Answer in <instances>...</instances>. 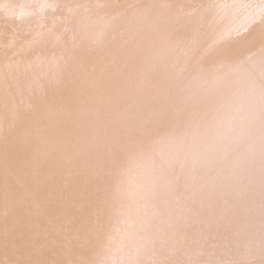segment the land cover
Instances as JSON below:
<instances>
[{
    "label": "bare ground",
    "instance_id": "obj_1",
    "mask_svg": "<svg viewBox=\"0 0 264 264\" xmlns=\"http://www.w3.org/2000/svg\"><path fill=\"white\" fill-rule=\"evenodd\" d=\"M0 264H264V0H0Z\"/></svg>",
    "mask_w": 264,
    "mask_h": 264
}]
</instances>
